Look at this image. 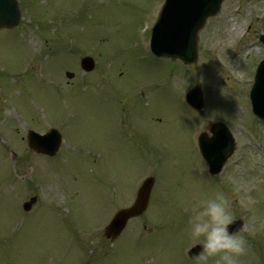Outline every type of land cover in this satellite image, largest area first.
Returning a JSON list of instances; mask_svg holds the SVG:
<instances>
[{"label":"rangeland","instance_id":"1","mask_svg":"<svg viewBox=\"0 0 264 264\" xmlns=\"http://www.w3.org/2000/svg\"><path fill=\"white\" fill-rule=\"evenodd\" d=\"M19 1V27L0 31V264H196L186 254L192 206L218 191L244 223L242 264H264V123L249 103L264 0H224L199 33L194 68L148 50L163 0ZM87 54L95 68L83 74ZM194 84L199 112L184 99ZM219 119L236 149L216 177L197 135ZM28 126L59 129L56 157L30 154ZM149 174L143 217L105 240Z\"/></svg>","mask_w":264,"mask_h":264},{"label":"water","instance_id":"2","mask_svg":"<svg viewBox=\"0 0 264 264\" xmlns=\"http://www.w3.org/2000/svg\"><path fill=\"white\" fill-rule=\"evenodd\" d=\"M221 1L165 0L152 30L151 51L157 57L179 58L184 63L194 66L197 62V33L204 26L206 18L219 11ZM19 16L20 12L16 0H0V28L15 26L19 21ZM260 39L264 42V36H261ZM81 66L87 71L91 70L94 67L93 59L89 56L83 57ZM67 75L72 76L71 73H67ZM249 96L252 112L264 121V58L255 71ZM186 100L195 109H200L202 107V97L199 88L194 87L188 92ZM210 132L211 137L207 136L206 133L199 136V147L209 172L216 174L231 155L234 142L227 128L221 123H214L210 128ZM52 136V131L44 136L29 131L27 142L36 151L53 153L59 145V136ZM50 138H52V145L51 140L48 142L44 140ZM153 182V177H148L142 182L134 203L128 208L118 210L106 226L105 237H116L129 218L142 214L147 207ZM34 200V197L31 198L30 202L25 204V208L29 207ZM240 228V221L229 225L230 231H236ZM197 251L198 248H194L189 253L193 256Z\"/></svg>","mask_w":264,"mask_h":264},{"label":"clouds","instance_id":"3","mask_svg":"<svg viewBox=\"0 0 264 264\" xmlns=\"http://www.w3.org/2000/svg\"><path fill=\"white\" fill-rule=\"evenodd\" d=\"M233 222L230 201L223 191L192 206L189 233L201 245V251L195 254L196 264H242L247 240L240 230H229Z\"/></svg>","mask_w":264,"mask_h":264}]
</instances>
